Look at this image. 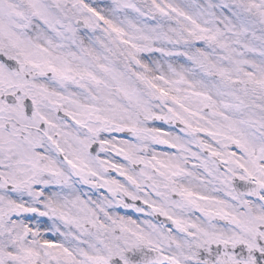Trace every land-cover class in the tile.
<instances>
[{
	"label": "snow or ice",
	"instance_id": "snow-or-ice-1",
	"mask_svg": "<svg viewBox=\"0 0 264 264\" xmlns=\"http://www.w3.org/2000/svg\"><path fill=\"white\" fill-rule=\"evenodd\" d=\"M0 264H264V0H0Z\"/></svg>",
	"mask_w": 264,
	"mask_h": 264
}]
</instances>
